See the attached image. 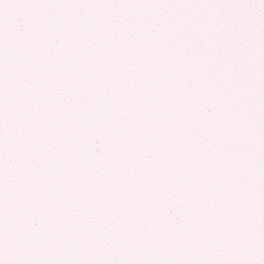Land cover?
<instances>
[{"label":"snow or ice","instance_id":"1","mask_svg":"<svg viewBox=\"0 0 264 264\" xmlns=\"http://www.w3.org/2000/svg\"><path fill=\"white\" fill-rule=\"evenodd\" d=\"M0 264H264V0H0Z\"/></svg>","mask_w":264,"mask_h":264}]
</instances>
